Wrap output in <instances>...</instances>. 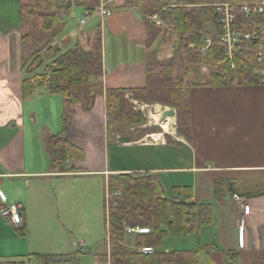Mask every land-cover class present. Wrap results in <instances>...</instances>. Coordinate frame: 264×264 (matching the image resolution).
Masks as SVG:
<instances>
[{
    "label": "crops",
    "instance_id": "1",
    "mask_svg": "<svg viewBox=\"0 0 264 264\" xmlns=\"http://www.w3.org/2000/svg\"><path fill=\"white\" fill-rule=\"evenodd\" d=\"M35 1L0 0V193L7 203L19 205L22 219L19 227L9 225L0 204V234L6 235V240L26 245L29 233L41 229L50 217L58 222L77 210L78 182L101 179L104 234L89 249L84 240L75 242L79 250L74 252L87 249L84 252L91 255L94 264H102L99 258L111 252L104 226L107 179L120 173H151L160 178L167 192L175 187H191L193 199L213 206V224L201 227L195 236L199 264H264V86L211 85V70L205 65L177 66L173 77L181 79L190 102V141L177 134L175 115L171 133L151 131L148 124L141 127L143 134L127 136L130 142L120 144L117 138L121 135H109L106 130L104 95L95 99L89 113L75 106L68 141L83 152L84 159L69 161L67 167L73 169L60 172L51 167L47 141L62 131L66 100L40 88L22 98L23 81L44 74L52 62L42 55V65L34 74L22 69L20 43L25 30L19 11L21 6L30 7ZM76 1L79 0H67L72 6ZM176 3L177 0H119L108 7L112 14L103 20L98 14L99 5L88 11L77 7L83 10L82 17L86 12L90 15L85 24L80 23V18L75 25L68 21L76 11L71 6L68 14L59 16L65 28L53 47L63 53L77 44L89 50L94 37L100 35L103 89L144 88L151 49L146 44L149 27L163 26L157 15H145L143 8ZM178 44L177 37L168 33L164 38L157 37L151 47H155L157 60L165 61L174 56ZM130 103L141 112L146 107L156 113L158 107L159 119L162 111L171 108L135 100ZM247 193L257 194L245 196ZM136 235L128 234L122 244L125 250H135ZM20 253L13 251L11 258L45 255L32 254V250ZM73 253H57L72 260L51 264H73ZM27 261L9 262L29 264ZM3 263L6 262H0Z\"/></svg>",
    "mask_w": 264,
    "mask_h": 264
},
{
    "label": "trees",
    "instance_id": "2",
    "mask_svg": "<svg viewBox=\"0 0 264 264\" xmlns=\"http://www.w3.org/2000/svg\"><path fill=\"white\" fill-rule=\"evenodd\" d=\"M55 1L58 0H36L30 7L21 6V20L27 10H40ZM237 1L239 0H177L174 5L143 8L145 15H157L163 26L149 27L147 46L155 40L153 37H156V33L163 32L165 28L177 35L179 46L174 56L167 61L152 63L148 60L146 85L141 89H103L100 35L93 40L89 50L78 44L64 53L55 50L53 44L65 28L58 13L54 17H44L38 37L24 33L20 43L22 69L29 71L30 75L34 74L42 65V55L50 57L52 62L46 66L44 74L33 75L23 81L22 98L30 97L40 88L49 94L61 95L66 100L62 114V131L47 141L51 167L60 172H68L73 169L67 167L69 161L80 162L84 159L83 152L68 141L75 106H79L84 113H89L94 107L95 99L103 95L106 103L105 126L109 135L130 136L131 131L146 124V117L130 103L135 100L144 105L161 104L173 108L176 111L177 134L190 141L189 98L181 79L173 77L177 62L180 66L188 64L208 67L211 70L208 84L211 85L257 84V79L253 76V52L250 48L244 47L239 52L236 58L238 67L234 73L229 70L218 47H210L205 56L199 52L205 37H211L212 41L217 42L218 23L214 5ZM75 4V7L88 11L93 4L99 5V1L79 0ZM70 7L71 2H68L66 11ZM34 61L39 62L32 68ZM255 194L257 193H247L245 196ZM106 195L104 226L108 232L111 252L104 257L109 264H199L197 250H158L167 236H198L201 227L213 224V206L193 199L191 187H175L169 193L156 174L120 173L107 179ZM136 229H148L149 233H136L135 250H125L122 244L127 240L128 230ZM142 248H151L153 253L144 254L140 251ZM33 258L38 264L67 263L72 260L71 257L57 255H33Z\"/></svg>",
    "mask_w": 264,
    "mask_h": 264
},
{
    "label": "rangeland",
    "instance_id": "3",
    "mask_svg": "<svg viewBox=\"0 0 264 264\" xmlns=\"http://www.w3.org/2000/svg\"><path fill=\"white\" fill-rule=\"evenodd\" d=\"M118 1L119 0H116L115 2H118ZM196 1H199V0H196ZM239 1H242V0H239ZM115 2H113L112 5L115 4ZM67 4H68L67 0H64V1L58 0L53 3H49V6H45L43 9H40V10H31V11L27 10L22 20L25 33L32 35L34 38L38 37L41 34V29L44 24V17L45 16L54 17L55 15H57V13L59 16L61 14H64V15H66V13L68 14V12L66 11ZM94 4L93 6H95ZM75 6L76 5L72 7L76 11L72 14V19L68 20L70 24L72 25H75L80 18H83L81 16V13L83 12V10L81 9L79 11L78 8ZM111 14H112V11H111ZM160 32L156 33L155 35L156 37H153L155 40L159 36H162L163 38L166 37L168 33H171L173 37H177V35L172 33L168 28L167 29L165 28L163 32L162 31ZM96 37L97 36H95L94 39ZM154 41L152 42V44L154 43ZM177 42H179L178 37H177ZM152 44L148 45V48L149 49L151 48L150 54L148 56V60H150V62L152 63L162 62V61L157 60V58L155 57L153 53V50L155 49V47H151ZM169 46H171V43ZM189 48L191 47L189 46ZM117 50H118V47H117ZM107 52L109 53L108 49H107ZM117 57L118 58L121 57V54H117ZM38 62L39 61H36V62L34 61L32 63V68L36 67ZM177 66L179 68H183V66H180L178 62H177ZM149 112L153 113L154 109L143 107V110L141 113L144 116H148ZM166 123L168 125L169 123L168 119L166 120ZM148 124L151 125L150 128L148 127L151 131L154 130V132L164 134V132L160 128V124H161L160 122H157L156 120L151 118V119H147V122L145 125H148ZM168 129H169L168 133H171L172 130L171 128H169V126H168ZM141 134H143V129L139 127L138 129L131 131L130 136L134 138L136 136H140ZM101 182H102L101 179L100 180L89 179V180H85L84 182L82 181L78 182L77 198L79 201V206L77 210L74 213L72 212V216H69L67 218L62 216L59 219L60 222L58 221L59 223L57 222L56 218L52 219V217H50V219H48L46 222H43L41 224V227H42L41 229L32 230L29 233V235L27 236L25 240L27 243L26 245H24L22 241L15 242V241L6 240L5 239L6 235L0 234V255L3 256L0 262H9V261H15V260H26V261L28 260L27 262H29V264H36L37 262L34 260L32 255H30L29 257L26 256L23 259L20 257L11 258L13 256L11 254H13V251H21V253L23 252L28 253L30 252V250H32L33 252L32 254H45V255H55L57 253H68V252L73 253L74 251L79 250L78 247L74 245V243L75 242L80 243L81 240H84V244L89 249L91 247V243L97 240L98 238L102 237L104 234V228L102 226V216H103L102 206H103V201H104V193L103 191L100 190V185L102 184ZM85 183L87 184L85 185ZM61 224L65 228L70 230V233L67 232L64 227H61ZM197 247H198V241L195 235H189L187 237H181V238L167 236L162 241V244L158 248V250L159 251H165V250L166 251H174V250L176 251H180V250L188 251L189 250L190 251V250H195ZM82 250L83 251L81 252L80 251L74 252L72 254V257L74 258L73 264H94L93 258L91 257V255L86 254L84 252L87 249L82 248ZM105 255L107 254H104L103 256H101V258H99V262H101L102 264L103 263L109 264L108 260L105 259L104 257Z\"/></svg>",
    "mask_w": 264,
    "mask_h": 264
},
{
    "label": "built area",
    "instance_id": "4",
    "mask_svg": "<svg viewBox=\"0 0 264 264\" xmlns=\"http://www.w3.org/2000/svg\"><path fill=\"white\" fill-rule=\"evenodd\" d=\"M116 0H101L98 14L101 19L111 15L108 8ZM214 14L217 18V42L211 37H205L203 45L199 48L205 56L210 47H218L228 63L229 70L234 73L237 69L236 58L239 52L248 47L253 52L252 70L257 84L264 86V0H242L214 5ZM90 14L86 12L80 20L85 24ZM134 105V104H133ZM137 109V108H135ZM234 200L240 201L233 195ZM0 204L4 207L3 215L8 217V224L13 227L22 225L20 207L15 203H7L0 193ZM128 233L148 234V229L128 230ZM144 254H152L153 249L142 248Z\"/></svg>",
    "mask_w": 264,
    "mask_h": 264
},
{
    "label": "water",
    "instance_id": "5",
    "mask_svg": "<svg viewBox=\"0 0 264 264\" xmlns=\"http://www.w3.org/2000/svg\"><path fill=\"white\" fill-rule=\"evenodd\" d=\"M175 110L170 108V109H165L164 111H162L161 113V117H160V120L161 122H164L166 119H170L171 123H170V127H173L174 124V120H175ZM117 142L120 143V144H126V143H129L130 142V138L127 137V136H124V135H121L117 138Z\"/></svg>",
    "mask_w": 264,
    "mask_h": 264
},
{
    "label": "bare ground",
    "instance_id": "6",
    "mask_svg": "<svg viewBox=\"0 0 264 264\" xmlns=\"http://www.w3.org/2000/svg\"><path fill=\"white\" fill-rule=\"evenodd\" d=\"M155 109H157V112L159 111L158 109V107H156ZM161 110V109H160ZM151 113L150 114V119L152 118V119H154V120H156L157 122H160L161 124H160V128L163 130V132H165V133H168L169 132V129H168V126L170 125V123H171V121H170V119L168 118V120H169V123H168V125H167V123H166V120L164 121V122H161V120L159 119V113ZM169 128H171L170 126H169Z\"/></svg>",
    "mask_w": 264,
    "mask_h": 264
}]
</instances>
